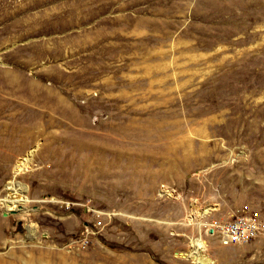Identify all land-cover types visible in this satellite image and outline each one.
Returning <instances> with one entry per match:
<instances>
[{
    "label": "rangeland",
    "instance_id": "1",
    "mask_svg": "<svg viewBox=\"0 0 264 264\" xmlns=\"http://www.w3.org/2000/svg\"><path fill=\"white\" fill-rule=\"evenodd\" d=\"M242 213L264 0H0V264H264V235L197 237Z\"/></svg>",
    "mask_w": 264,
    "mask_h": 264
},
{
    "label": "built area",
    "instance_id": "2",
    "mask_svg": "<svg viewBox=\"0 0 264 264\" xmlns=\"http://www.w3.org/2000/svg\"><path fill=\"white\" fill-rule=\"evenodd\" d=\"M205 217L197 224L202 229L197 235L200 239V233H203L204 236H215L222 245H228L243 244L264 235V220L251 214H230L223 219L205 220Z\"/></svg>",
    "mask_w": 264,
    "mask_h": 264
},
{
    "label": "bare ground",
    "instance_id": "3",
    "mask_svg": "<svg viewBox=\"0 0 264 264\" xmlns=\"http://www.w3.org/2000/svg\"><path fill=\"white\" fill-rule=\"evenodd\" d=\"M242 108V107H241ZM240 108V109H241ZM261 110V109H260ZM259 111V110H258ZM263 111V110H262ZM116 264H127L126 262L124 261H118ZM137 264H146V260L143 258L141 261H139V263ZM149 264V263H148Z\"/></svg>",
    "mask_w": 264,
    "mask_h": 264
}]
</instances>
